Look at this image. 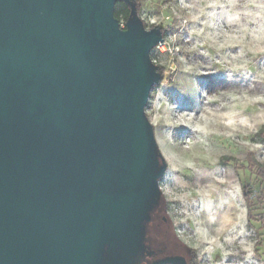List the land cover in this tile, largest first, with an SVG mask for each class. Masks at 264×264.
<instances>
[{"label":"water","instance_id":"water-1","mask_svg":"<svg viewBox=\"0 0 264 264\" xmlns=\"http://www.w3.org/2000/svg\"><path fill=\"white\" fill-rule=\"evenodd\" d=\"M115 1L0 0V264H103L164 173L145 113L163 38L124 34Z\"/></svg>","mask_w":264,"mask_h":264},{"label":"rangeland","instance_id":"rangeland-1","mask_svg":"<svg viewBox=\"0 0 264 264\" xmlns=\"http://www.w3.org/2000/svg\"><path fill=\"white\" fill-rule=\"evenodd\" d=\"M141 2L147 30L164 41L152 51L163 81L145 113L165 167L159 185L172 235L193 264H264V223L249 225L243 194L264 214V181L247 168L249 156L264 164V0ZM103 264L126 263L108 255Z\"/></svg>","mask_w":264,"mask_h":264},{"label":"flooded vegetation","instance_id":"flooded-vegetation-1","mask_svg":"<svg viewBox=\"0 0 264 264\" xmlns=\"http://www.w3.org/2000/svg\"><path fill=\"white\" fill-rule=\"evenodd\" d=\"M1 6L20 16V11L9 3H1ZM120 27L124 34L128 32L126 25L121 24ZM160 158L157 155L156 163L153 160L150 166L153 175H159L164 169ZM162 177L163 174L150 185L143 204L131 213H123L112 219L105 236L104 258L119 255L126 264H171L170 259L183 258L185 264H193V252L185 249L173 237L169 225H164L160 211L163 193L159 184Z\"/></svg>","mask_w":264,"mask_h":264},{"label":"trees","instance_id":"trees-1","mask_svg":"<svg viewBox=\"0 0 264 264\" xmlns=\"http://www.w3.org/2000/svg\"><path fill=\"white\" fill-rule=\"evenodd\" d=\"M141 1L142 0H116L115 5H114V18L119 22L120 25L123 22L127 26V28H128V24H134V25L139 24L145 30H147V26L145 22L141 19V11H142ZM160 35L161 37H163L161 31H160ZM153 50H155V47L149 53L148 63H149V70H150L149 76L153 83V88H154L156 85H159L163 81V71H162V68L156 65L155 63V59H154L155 55L152 52ZM151 131H152V136L155 139L153 127H151ZM257 137H259L262 141H264V126L257 133ZM153 146H154L155 152L158 155H160V150L156 142V139L154 140ZM160 160L162 162V157L160 158ZM247 168L250 170L252 174L256 175L258 178L263 179L264 181V164L258 163L254 159L253 156H249L247 159ZM243 192H244L243 194H244V197L247 203V210H248L247 214H248L249 225L252 226L251 222L253 221L264 223V214H260V215L254 214V211H253L254 204H253L252 197L249 194L248 190L245 188ZM166 208H167V203L165 202L164 197H162L161 203H160V211L163 216V222L165 226L169 225L172 227V222L168 216ZM263 227H264V224L260 226V229H262Z\"/></svg>","mask_w":264,"mask_h":264},{"label":"clouds","instance_id":"clouds-1","mask_svg":"<svg viewBox=\"0 0 264 264\" xmlns=\"http://www.w3.org/2000/svg\"><path fill=\"white\" fill-rule=\"evenodd\" d=\"M259 8H261V9H264V3H261L260 5H259ZM256 15L257 16H261L262 14L261 13H256ZM232 23H233V19L232 18H229V20H228V24H229V26H231L232 25ZM228 35V32L227 31H224V32H222V33H217L216 34V37H213L214 39H222L223 37H225V36H227ZM223 45H221V47H222ZM261 75H264V71H262L261 72Z\"/></svg>","mask_w":264,"mask_h":264},{"label":"built area","instance_id":"built-area-1","mask_svg":"<svg viewBox=\"0 0 264 264\" xmlns=\"http://www.w3.org/2000/svg\"><path fill=\"white\" fill-rule=\"evenodd\" d=\"M162 46H164V41L163 42H161L156 48H161Z\"/></svg>","mask_w":264,"mask_h":264}]
</instances>
